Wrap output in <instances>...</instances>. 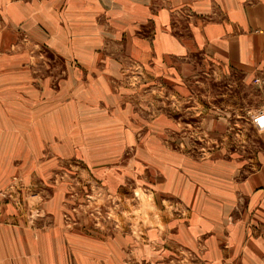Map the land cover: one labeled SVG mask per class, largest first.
Returning a JSON list of instances; mask_svg holds the SVG:
<instances>
[{
    "label": "rangeland",
    "instance_id": "obj_1",
    "mask_svg": "<svg viewBox=\"0 0 264 264\" xmlns=\"http://www.w3.org/2000/svg\"><path fill=\"white\" fill-rule=\"evenodd\" d=\"M9 1L0 0V115H5L0 156L14 151L30 167L31 144L41 172L13 176L5 197L20 199L16 208L28 215L39 214V204L30 202L35 197L63 199L66 229L89 236L87 245L97 246L100 238L102 255L118 264H147L149 256L155 261L151 250L161 247L172 251L161 260L173 261L171 247L192 241L184 226L189 209L179 203V194L190 199L197 190L206 193L207 176L222 162L213 166L205 153L225 150L250 158L264 151V74L244 80L198 56L177 63L174 74L162 80V93L131 95L142 79H125L126 72L108 79L97 63L61 61L29 39L27 25L15 29L17 2ZM72 68L87 70L74 78L78 85L63 78ZM48 113L53 140L45 142ZM36 119L43 126L29 125ZM212 119L216 126L207 124ZM122 129L133 133L132 142L123 140ZM25 180L36 188L19 187Z\"/></svg>",
    "mask_w": 264,
    "mask_h": 264
},
{
    "label": "crops",
    "instance_id": "obj_2",
    "mask_svg": "<svg viewBox=\"0 0 264 264\" xmlns=\"http://www.w3.org/2000/svg\"><path fill=\"white\" fill-rule=\"evenodd\" d=\"M14 1L16 30L27 25L29 39L63 62L97 63L101 76L108 79L118 72H126L125 79H142L141 87L129 90L131 95L162 93V80L174 74L177 63L198 56L241 73L244 80L264 74V0ZM68 70L63 78L72 85L77 84L74 78L87 72ZM107 109L117 119L115 110ZM98 115L109 120L105 113ZM44 116L41 140L48 142L53 140L52 122L48 134L51 114ZM0 122L5 125L4 113ZM217 123V119L207 121L212 126ZM29 125L43 126L37 119ZM209 136L213 138L210 132ZM122 138L132 142L134 135L122 129ZM28 150L30 167L22 166L18 156H12L14 151L0 156V264H118L111 255H102L100 238L97 246L95 241L87 245L89 236L66 229L60 208L63 199L34 196L36 200L30 202L39 204V214L28 215L16 208L20 199L5 197L13 176L41 172L35 161L37 151L32 152L31 144ZM205 154L213 159V166L222 159L220 167L207 176L211 189L204 194L197 190L190 199L182 193L178 198L189 209L184 226L190 230L191 243L171 247L175 259L168 262L161 260L162 255L172 251L164 247L151 250L157 258L150 261L149 256L147 264H264V151L250 158L214 149ZM25 185L36 188L28 180L19 187ZM194 185L203 189L199 183ZM73 236L81 241L72 240ZM183 255L189 259L184 261Z\"/></svg>",
    "mask_w": 264,
    "mask_h": 264
}]
</instances>
